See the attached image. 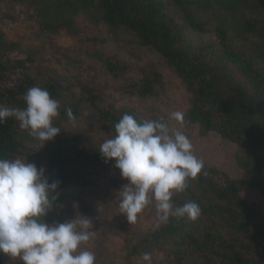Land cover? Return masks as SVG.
<instances>
[{"label":"trees","instance_id":"obj_1","mask_svg":"<svg viewBox=\"0 0 264 264\" xmlns=\"http://www.w3.org/2000/svg\"><path fill=\"white\" fill-rule=\"evenodd\" d=\"M12 1L27 2L52 33L63 29L73 35L75 16L84 14L104 25L116 42L124 41L120 36L129 37L144 57H157L183 84L190 103L185 122L196 126L203 136L214 133L240 150L241 156L236 157L240 178L230 179L205 164L183 192L174 194V207L189 201L200 206L196 220L170 217L131 246L128 256L141 257L168 241L175 249L169 264H199L197 257L184 253L186 244L195 255L212 252L218 264H264V220L253 222L255 209L240 196L250 188L264 198V0ZM14 45L4 42L0 31V105L23 109L29 88L46 89L59 102L53 126L59 127L61 134L44 145L21 129L17 120L7 118L0 123V159L28 160L45 169L49 183L58 182L54 193L58 199L45 217L46 223L53 224L56 208L66 202L63 191L90 186L88 176L94 169L119 172L114 161L105 162L99 149L88 147L80 135L64 130L63 124L72 120L66 109L72 110L73 119L85 110L90 128L101 126L111 135L124 114L138 122L144 120L134 110L117 107L102 97L93 77L77 82L79 96L66 101L65 79L29 74L21 60L3 61ZM95 58L113 80L140 61L136 58L130 64L117 54ZM157 69L151 62L139 66L138 79L126 93L140 99L159 97L164 85ZM20 70L23 73L17 83L4 86L6 75ZM204 263L209 264L207 260ZM0 264H5L1 256Z\"/></svg>","mask_w":264,"mask_h":264},{"label":"rangeland","instance_id":"obj_2","mask_svg":"<svg viewBox=\"0 0 264 264\" xmlns=\"http://www.w3.org/2000/svg\"><path fill=\"white\" fill-rule=\"evenodd\" d=\"M73 21V29L76 31L73 35L63 29L52 33L43 26L33 7L27 2L0 0V31L3 41L15 44L6 53L3 61L21 60L29 74L65 79L64 99L68 102L73 95L78 97L80 94L77 82L93 77L102 97L117 107L134 110L144 121L151 116L164 120L171 130H180L190 138L194 154L202 159L204 164L219 170L230 179L240 178L242 171L236 159L240 150L235 145L222 140L214 133L203 136L196 126H189L185 119L182 122L171 119V113L175 111L182 112L185 117L190 108L189 94L171 69L163 66L157 57H144L141 48L131 43L129 37L120 36L119 39H124L125 43L116 42L104 25L94 23L84 14H78ZM244 45L249 47L248 43ZM99 54H117L130 64H134L136 58L141 62H138V66L135 63L119 80H113L95 58V55ZM149 62L157 64L164 85L163 92L159 97L144 99L128 95L126 90L130 83L138 79V67ZM89 67L95 71L88 70ZM22 73V70L8 73L4 86L15 85ZM84 114L85 110L81 111L78 119L69 120L63 124V128L66 132L80 135L87 140L88 147L99 149L111 136L101 126L90 128ZM88 180V187H71L62 192L66 196V202L56 208L53 224L75 218L79 220L81 216L90 218L94 224L95 236L79 250L94 253V264H146L141 259L142 256L130 257L127 252L146 234L163 224L158 221L155 202L138 214L135 222L129 224L119 209V192L127 183L120 172L94 169ZM240 196L255 209V218L252 221H263L264 198L250 188L241 191ZM201 230L203 229L200 228ZM174 250L170 242H163L159 248L149 252L151 264H169ZM183 251L191 258L197 257L199 264H205L206 260L209 264H218L212 252L205 251L195 255L189 244L183 246ZM0 256L5 264H22L19 259H13L2 252Z\"/></svg>","mask_w":264,"mask_h":264},{"label":"clouds","instance_id":"obj_3","mask_svg":"<svg viewBox=\"0 0 264 264\" xmlns=\"http://www.w3.org/2000/svg\"><path fill=\"white\" fill-rule=\"evenodd\" d=\"M24 102L23 109L0 105V123L14 118L21 129L44 145L61 134V129L53 126L60 105L46 89L29 88ZM66 112L73 119L72 110ZM171 119L182 122L184 114L175 111ZM114 128L115 134H110L98 152L106 163L114 161L127 181L119 192V209L128 223L135 222L153 202L160 223H167L170 217L196 220L201 215L196 202L176 207L172 203L173 194L183 192L205 166L194 154L190 138L180 130H171L162 119L138 122L129 114ZM57 187L58 182L49 183L45 169H38L35 163L0 159V252L22 264H94V253L79 250L95 236L90 218L45 222L58 199L54 194ZM141 259L151 264L150 253H143Z\"/></svg>","mask_w":264,"mask_h":264}]
</instances>
